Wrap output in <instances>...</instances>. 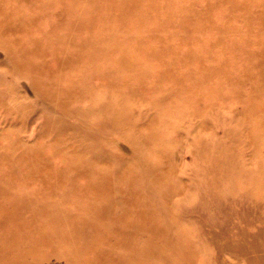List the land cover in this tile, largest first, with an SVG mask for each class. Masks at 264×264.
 <instances>
[{"label": "rangeland", "instance_id": "374dc122", "mask_svg": "<svg viewBox=\"0 0 264 264\" xmlns=\"http://www.w3.org/2000/svg\"><path fill=\"white\" fill-rule=\"evenodd\" d=\"M8 261L264 264V0H0Z\"/></svg>", "mask_w": 264, "mask_h": 264}, {"label": "bare ground", "instance_id": "6f19581e", "mask_svg": "<svg viewBox=\"0 0 264 264\" xmlns=\"http://www.w3.org/2000/svg\"><path fill=\"white\" fill-rule=\"evenodd\" d=\"M143 256V255H142ZM12 263V261H8V262H6L5 264H11ZM143 263V262H142ZM139 264H140V262H139Z\"/></svg>", "mask_w": 264, "mask_h": 264}]
</instances>
